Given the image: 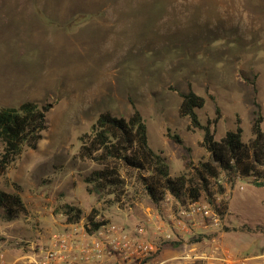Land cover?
<instances>
[{"label":"rangeland","instance_id":"rangeland-1","mask_svg":"<svg viewBox=\"0 0 264 264\" xmlns=\"http://www.w3.org/2000/svg\"><path fill=\"white\" fill-rule=\"evenodd\" d=\"M189 91L204 99L197 114L216 141L239 128L248 142L258 113L264 130V0H0V107L52 105L36 149L0 176V190L21 187L20 220L32 229L59 232L56 208L70 203L84 217L97 209L96 221L130 231L145 222L146 239L160 243L156 216L163 221L168 209L190 201L168 194L156 207L133 181L117 204L89 193L84 178L96 166L76 159L78 138L99 115L128 118L136 109L149 146L163 152L177 176L187 163L208 158L202 131L191 132L178 113L179 93ZM224 181H211L215 204L227 202L220 227L178 236V246H163L149 264H201L181 259L190 247L215 245L233 262L259 251L264 188L250 179L233 187Z\"/></svg>","mask_w":264,"mask_h":264},{"label":"trees","instance_id":"trees-1","mask_svg":"<svg viewBox=\"0 0 264 264\" xmlns=\"http://www.w3.org/2000/svg\"><path fill=\"white\" fill-rule=\"evenodd\" d=\"M179 97V116L188 120L191 132L202 131L201 147L208 154L207 160L197 165L189 162L179 175L172 177L166 156L149 146L146 125L138 110L134 109L128 118L101 114L78 138L76 159L96 166L84 178L89 193L117 204L125 195L129 182L133 181L142 187L156 207L168 194L180 204L203 197L223 217L227 202L215 204L211 181L217 183L222 178L226 185L233 187L238 179H250L255 187L264 188V130L260 114L251 125L248 142L242 141L239 128L227 131L216 141L209 126H203L197 114L204 106V99L193 91L179 93ZM51 108V104L32 101L14 107H0V176L25 150L36 149L42 133L48 128L47 115ZM167 137L176 144H183L177 134L168 131ZM13 186V192L0 190V222L3 223L20 220L26 213L21 187ZM218 188L220 192L224 191L222 184H218ZM55 213L63 217L65 224H76L85 218L84 230L88 234L105 224L96 221L97 209H91L84 217L81 208L70 203L59 205ZM165 245L174 247L179 243L174 240L157 243V251L143 264L156 259Z\"/></svg>","mask_w":264,"mask_h":264},{"label":"built area","instance_id":"built-area-1","mask_svg":"<svg viewBox=\"0 0 264 264\" xmlns=\"http://www.w3.org/2000/svg\"><path fill=\"white\" fill-rule=\"evenodd\" d=\"M169 210L163 221L156 216V221L153 222L156 224L155 234L162 241H171L178 236L183 238L198 231L208 232L221 225L218 213L205 200L188 202L176 212ZM147 225L145 222H138L130 231L123 225L105 223L84 242L75 240L71 232L55 233L51 238L52 243L29 258L26 264H105L108 261L143 264L157 251V243L146 239ZM219 254L215 245L207 251L190 247L181 259L201 264H215V261L220 264H244L241 260L233 262Z\"/></svg>","mask_w":264,"mask_h":264},{"label":"crops","instance_id":"crops-1","mask_svg":"<svg viewBox=\"0 0 264 264\" xmlns=\"http://www.w3.org/2000/svg\"><path fill=\"white\" fill-rule=\"evenodd\" d=\"M18 222L22 226H18ZM59 232H53L43 226V230L27 227L21 220L10 223L0 222V264H26L43 247L52 243V235L71 232L75 240L84 242L89 240L90 234L84 230L82 221L76 224H65L64 220L56 223ZM255 251L245 258L244 264H264V241L255 245ZM105 264H119L108 261Z\"/></svg>","mask_w":264,"mask_h":264}]
</instances>
